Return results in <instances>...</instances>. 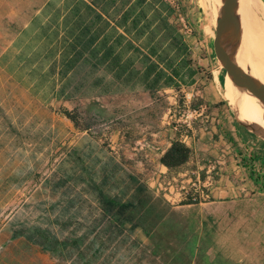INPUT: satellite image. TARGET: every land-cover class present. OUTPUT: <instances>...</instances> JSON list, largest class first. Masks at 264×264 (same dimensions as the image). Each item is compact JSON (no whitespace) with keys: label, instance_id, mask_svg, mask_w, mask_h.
Returning <instances> with one entry per match:
<instances>
[{"label":"rangeland","instance_id":"rangeland-1","mask_svg":"<svg viewBox=\"0 0 264 264\" xmlns=\"http://www.w3.org/2000/svg\"><path fill=\"white\" fill-rule=\"evenodd\" d=\"M81 1L0 0V264H264V195L206 206L208 199L189 202L203 188L174 176L152 193L139 188L131 204L128 191L109 213L70 174L90 143L114 147L125 179L137 167L150 170L158 151L141 145L148 132L183 133L211 116L200 81L179 89L164 86L163 77L155 91L146 90L166 59L171 68L183 56L179 74L193 65L192 75L205 81L218 71L217 91L237 120L212 48L223 0H167V22L152 16L133 35L110 31L103 39L107 23L91 17L98 6L91 12ZM240 1L259 21L253 30L264 42V17ZM237 32L225 35L232 61ZM249 43L246 52L264 59ZM106 47L120 49L101 54ZM133 47L138 52L129 53Z\"/></svg>","mask_w":264,"mask_h":264},{"label":"crops","instance_id":"crops-1","mask_svg":"<svg viewBox=\"0 0 264 264\" xmlns=\"http://www.w3.org/2000/svg\"><path fill=\"white\" fill-rule=\"evenodd\" d=\"M246 1L249 5V12L252 11L256 16L259 13L264 17V0ZM81 2L86 8L92 10L91 12L96 10L94 6H98L99 10L93 12L91 17L95 16L100 22L107 23L106 29L102 31L99 39L108 37L110 31L115 33L114 38L125 36L122 31L133 35L141 27L137 23L148 22L152 16H157V21H168L169 3L167 0H82ZM237 2H239L242 16L247 17L249 22L253 23L254 28L257 29L259 21L252 16H247L243 3L240 0H237ZM145 7H149V9L145 10ZM215 21L217 22V18ZM239 24L237 3L236 18L230 26V34L234 30L240 33ZM152 30V26L149 27L147 34L150 35ZM162 34L163 31L158 36ZM239 38L246 47L247 42L244 37L240 35ZM202 40L207 42L205 38ZM225 47L229 56L227 45ZM119 49L120 47L116 51L113 47H106L101 50V54L117 53ZM235 49H238V45ZM133 52H138V49L133 47L129 53ZM236 52L232 55L233 63ZM159 53L160 51L156 54ZM180 60L169 68L166 59L162 65L156 67L155 72H161L164 78L171 79L172 84L179 89H190L200 81L204 85L201 98L208 103V108L212 109L211 116H203L205 121L200 119L199 125L188 126V129L183 133H175L172 129L148 132L146 134L149 136L147 141H141V145L151 146L158 152L150 155L148 160L152 162V166H148L149 168L151 166L150 170L137 167L138 171L132 173L128 179L122 177L123 165L114 147L106 149L98 144L90 143L86 145L84 160L79 167H72L70 174L81 177L90 189V197H96L99 204L103 207L106 206V212H118L124 202L122 198L128 191L126 198L129 199L125 204H131L130 201L137 197L139 188L152 193V189L156 185L157 187L160 186L159 180L164 183L167 178L174 180V176L184 178L181 183L186 182L190 186L203 188L208 195V202L204 204L206 206L223 204L226 203L225 201L234 198L242 201L256 195H264V126L246 123L241 113L231 103L226 92L224 79V97L234 110L238 121L233 119L229 108L223 104L224 99L217 91L215 77L219 74L218 71L212 70V80L205 81L192 75L193 65L188 64L177 78L172 77V70H176L177 66L184 61L183 56H180ZM148 66L147 64L144 69ZM116 69H118V66ZM262 84L264 85V81ZM241 95L248 105L253 106L257 102V109L264 114L263 105L254 96L243 89H241ZM220 103L222 104L216 106ZM174 139L183 142L191 150V154L184 164L174 170H168L160 163V158L169 149ZM138 166L140 165L138 164ZM142 172H146L147 176L151 178L147 181L139 179L138 174H142ZM252 173L254 176H252ZM151 181L152 183H149Z\"/></svg>","mask_w":264,"mask_h":264},{"label":"bare ground","instance_id":"bare-ground-1","mask_svg":"<svg viewBox=\"0 0 264 264\" xmlns=\"http://www.w3.org/2000/svg\"><path fill=\"white\" fill-rule=\"evenodd\" d=\"M237 3L240 35L244 37V40L247 43L250 42L249 44H252L258 51L264 52L263 40L254 32V26L243 18L240 12L239 2ZM234 63L235 66L249 74L252 78L256 77L258 82L263 83L264 59L251 52H246L245 46L240 38L238 42V51L234 57ZM225 86L231 103L238 109L246 123L264 126V114L254 106L248 105L243 100L240 87H238L228 76L225 78Z\"/></svg>","mask_w":264,"mask_h":264},{"label":"water","instance_id":"water-1","mask_svg":"<svg viewBox=\"0 0 264 264\" xmlns=\"http://www.w3.org/2000/svg\"><path fill=\"white\" fill-rule=\"evenodd\" d=\"M237 0H223L222 13L216 22L213 53L226 75L241 89L254 96L264 107V85L239 69L226 52L225 35L236 18Z\"/></svg>","mask_w":264,"mask_h":264},{"label":"trees","instance_id":"trees-1","mask_svg":"<svg viewBox=\"0 0 264 264\" xmlns=\"http://www.w3.org/2000/svg\"><path fill=\"white\" fill-rule=\"evenodd\" d=\"M173 45L178 47V53L183 54L186 48L180 43L179 38L175 37L173 39ZM154 55L156 54L155 52H152ZM155 71V67L152 66L149 70V73H153ZM172 73L175 76H179V71L176 69L172 70ZM155 77L154 80L151 81L150 83H147L145 85L146 90L153 92L156 90L157 86L160 83V80L164 77L161 72L154 73ZM164 86H173L172 80L169 78H165L164 80ZM176 86V85H175ZM65 116L73 120L68 112L64 113ZM75 123V121H74ZM191 154V150L180 140L174 139L171 146L169 149L165 152V154L160 158V163L164 165L168 170H174L184 164L189 156ZM189 202H192L189 200ZM186 204V203H184ZM191 204V203H188Z\"/></svg>","mask_w":264,"mask_h":264},{"label":"built area","instance_id":"built-area-1","mask_svg":"<svg viewBox=\"0 0 264 264\" xmlns=\"http://www.w3.org/2000/svg\"><path fill=\"white\" fill-rule=\"evenodd\" d=\"M192 115H197L196 111H193V113H191ZM199 191H195L196 192V197H193L191 199L192 202H199V201H204L206 199H208V195L205 192V190L203 189H198Z\"/></svg>","mask_w":264,"mask_h":264}]
</instances>
